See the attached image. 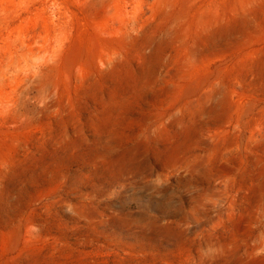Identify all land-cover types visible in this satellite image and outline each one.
<instances>
[{"label": "rangeland", "instance_id": "obj_1", "mask_svg": "<svg viewBox=\"0 0 264 264\" xmlns=\"http://www.w3.org/2000/svg\"><path fill=\"white\" fill-rule=\"evenodd\" d=\"M0 264H264V0H0Z\"/></svg>", "mask_w": 264, "mask_h": 264}]
</instances>
